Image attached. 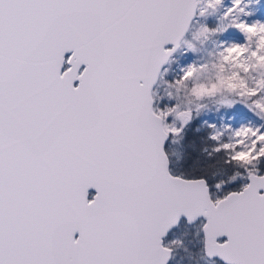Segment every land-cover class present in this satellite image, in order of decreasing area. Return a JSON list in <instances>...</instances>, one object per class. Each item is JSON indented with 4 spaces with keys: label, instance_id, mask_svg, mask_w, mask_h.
Here are the masks:
<instances>
[{
    "label": "snow or ice",
    "instance_id": "6c2138e0",
    "mask_svg": "<svg viewBox=\"0 0 264 264\" xmlns=\"http://www.w3.org/2000/svg\"><path fill=\"white\" fill-rule=\"evenodd\" d=\"M200 2L0 0V264H168L162 238L181 217L206 219L208 257L264 264V132L211 136L248 179L213 200L205 179L169 170L165 141L191 112L152 106ZM222 2L207 0L199 14ZM247 8L232 0L224 13L246 42L224 47L217 81L191 91L259 96L252 104L264 112V23L242 20ZM225 65L235 71L224 75ZM203 67L189 66L178 90ZM252 72L261 78L249 86Z\"/></svg>",
    "mask_w": 264,
    "mask_h": 264
},
{
    "label": "rangeland",
    "instance_id": "374dc122",
    "mask_svg": "<svg viewBox=\"0 0 264 264\" xmlns=\"http://www.w3.org/2000/svg\"><path fill=\"white\" fill-rule=\"evenodd\" d=\"M245 2L248 4L246 11H248L250 15L243 16L241 19L248 23L256 21L264 23V0H245ZM206 4L207 0H201L197 15L192 22L193 25L196 21L194 33L193 29L191 31L193 35H189L192 27L191 25L188 34L181 42V46L174 55L171 56L161 72L160 79L153 91V96L155 94L156 97H158L157 101L154 98L156 111H166L176 105H179V110L181 111H189L190 105L193 104L192 99L197 98L195 95L191 94L192 88L199 84L210 86L217 81L219 65L221 63L219 53L223 51V48L233 43L244 44L246 42L244 34L234 27H229V20L224 19L226 9L232 6V0H223L222 4L217 6L215 10L208 9L211 11L210 14L202 18L199 12L201 9L206 8ZM203 27L209 29L208 34H200ZM193 65L197 66V68L201 66L204 67L192 79L186 81L185 86L179 89L190 94L188 99H185L187 95L179 98L177 92H173L170 97L161 101L166 94L168 96L169 93L167 90L175 91L173 86L176 81L184 75V72L189 66ZM225 68L226 71L224 75H228L231 71H235V69H230L228 65H225ZM241 74L243 75V73ZM249 77V86H253V78H261L260 74L257 72L250 73ZM223 89V94L215 105H208L202 109L199 114L198 128L209 129L210 138L214 134L221 133V143L232 142L233 133L241 127L259 128L264 132V112L256 110L253 108L254 106L250 107L249 105L252 101L244 102V97H241L237 92L230 91L227 88ZM164 91L165 94H163ZM258 97L259 96L253 97L252 99L256 100ZM186 107H188V109L185 110L184 108ZM251 109H254L255 112ZM166 123L170 125L175 123L177 127L181 126V121L176 120L174 116H169ZM171 137L172 136H169L167 141L170 148L173 147ZM215 142V147H217L220 142ZM261 162L262 161L257 162L258 168ZM239 168L242 172V174L240 173V179L243 184L246 182L247 172L245 169ZM231 177L232 176H228L229 180H231ZM218 183L220 182L213 184V186L216 187ZM203 223V219L199 223L193 225H189L184 221L178 228L173 229L169 236L164 238V244L173 248L172 245L175 243L176 247L173 249L184 248L189 251L194 245L204 246ZM177 255V253H173L172 261H170L169 264H182V260L176 258Z\"/></svg>",
    "mask_w": 264,
    "mask_h": 264
},
{
    "label": "trees",
    "instance_id": "16d2710c",
    "mask_svg": "<svg viewBox=\"0 0 264 264\" xmlns=\"http://www.w3.org/2000/svg\"><path fill=\"white\" fill-rule=\"evenodd\" d=\"M210 12L211 11L207 9L205 14L201 15L202 18L209 15ZM195 24L196 21L193 23L189 35L192 34V29L194 33ZM223 91L224 89L222 88L212 96L192 99L193 104L190 105L189 108L192 119L183 127L180 136L171 137L173 147L170 148L169 144L166 145L167 152L171 158V170L176 174L186 177H205L211 184L212 194L215 198L225 195L230 190L238 189L242 185L240 179L242 172L240 168L234 163L228 162V154L226 152L221 151L217 153L214 151L216 142L210 138L209 129L198 128L199 114L202 109L208 105H215L222 96ZM167 92L173 94V92L176 91L167 90ZM163 94H165V91ZM169 94L168 96L166 94L161 101L170 97L171 95ZM177 95L179 98L187 95L185 96V99H188L190 94L178 90ZM154 98L156 101L158 100V97H156L155 94ZM184 109L186 110L188 107ZM251 110L255 112L254 109ZM259 168H263L264 170V161L260 163ZM228 176H236L237 180H232L231 178V180H229ZM221 181L224 183L220 188L213 186V184ZM172 246L173 248L176 247L175 243ZM175 253L178 254L176 258L182 260V264H224L221 260L208 258L205 254L203 245H194L191 247L190 251L188 249L185 250L184 248L174 249V254Z\"/></svg>",
    "mask_w": 264,
    "mask_h": 264
},
{
    "label": "water",
    "instance_id": "95a60500",
    "mask_svg": "<svg viewBox=\"0 0 264 264\" xmlns=\"http://www.w3.org/2000/svg\"><path fill=\"white\" fill-rule=\"evenodd\" d=\"M198 6H199V5H198ZM197 10H198V7H197ZM196 15H197V12H196ZM196 15H194L193 19L191 20L190 25H189V28H188V30L186 31V33L184 34V37L188 34V32H189V30H190V27H191V25H192V22H193V20L195 19ZM184 37H183V38H184ZM183 38H182V40H183ZM182 40H181V42H182ZM181 42H180V46H181ZM180 46H179V47H180ZM165 47H166V48H171L172 45L169 44V45H166ZM178 49H179V48H177V49L175 50V52H176ZM175 52H173L172 55H174ZM172 55H171V56H172ZM171 56L169 57L168 61L170 60ZM166 64H167V63H166ZM166 64H164V65L162 66V68H161V70H160V74H159V76H158L156 82L153 84L152 89H151V92H152V98H153V105H152V106H153L154 111H156V110H155V108H154V96H153V91H154V89H155V87H156V85H157V83H158V81H159V79H160L161 72H162V70H163V68L165 67ZM65 67H67V65H65ZM76 83L78 84V82H76ZM168 139H169V138H168ZM168 139L165 141V144H164V150H165L166 154L168 155V159H169V170H170V172H171L173 175L181 176V177H183V178H185V179H199V178H203V179H205V180L207 181V179H206L205 177H185V176H182V175H179V174H174V173L171 171V169H170V157H169V154H168V152H167V150H166V145H167V141H168ZM261 175H264V173L261 174ZM207 184H208V181H207ZM208 186H209V191H210L211 198L214 200V198L212 197V194H211V188H210V185L208 184ZM233 191H238V190H232V191H229V192H233ZM229 192H228V193H229ZM228 193H227V194H228ZM94 195H95V189H90V190H89V199H91L92 196H94ZM224 196H225V195H224ZM224 196L220 197L219 199H222ZM200 218H204V217H199V218H197L195 221L189 223L186 217H181L179 223H178L176 226H174L173 228H171V229L168 231V233H169L170 231H172L174 228L178 227L182 220H185V221H186L187 223H189V224H194V223H195L198 219H200ZM205 223H206V219L204 218V223H203V225H204ZM203 225H202V231H203ZM168 233L162 238V243H163V245H164L165 247H169V248H171V249H172V253H173V248L170 247V246H168V245H166V244H164V238L168 235ZM203 236H204V232H203ZM220 239H221V241H222V240L226 239V237H224V238H220ZM204 240H205V237H204ZM204 249H205V245H204ZM172 253H171V256H172ZM205 254H206V252H205ZM206 256H207V255H206ZM207 257H208V256H207ZM208 258H210V257H208ZM211 258H218V259H220L219 257H211ZM170 260H171V257H170V259H169V261H168V264H169ZM220 260H221V259H220ZM221 261H222V260H221ZM222 262L224 263V261H222Z\"/></svg>",
    "mask_w": 264,
    "mask_h": 264
},
{
    "label": "flooded vegetation",
    "instance_id": "af4514ba",
    "mask_svg": "<svg viewBox=\"0 0 264 264\" xmlns=\"http://www.w3.org/2000/svg\"><path fill=\"white\" fill-rule=\"evenodd\" d=\"M167 150V149H166ZM170 157V156H169ZM170 169H171V160H170ZM172 171V170H171ZM173 172V171H172ZM174 173V172H173ZM264 173V170H263V168H259V174H263ZM174 174H176V173H174ZM180 175V174H179ZM183 176V175H182ZM186 177V176H185ZM208 181V180H207ZM246 183H248V179H247V176H246V182L245 183H243L242 185H241V187L244 185V184H246ZM208 184L210 185V188H211V184L208 182ZM240 187V188H241ZM240 188H238V189H233V190H240ZM230 191H232V190H230ZM228 193V192H227ZM226 193V194H227ZM211 194H212V188H211ZM225 194V195H226ZM224 196V195H223ZM212 197L214 198V200H216V199H219L220 197H222V196H220V197H214L213 196V194H212ZM204 220V218H200V219H198L194 224H196V223H199L201 220ZM185 220H182L181 221V223H183ZM186 222V221H185ZM181 223L179 224V226L181 225ZM187 223V222H186ZM187 224H189V223H187ZM190 225V224H189ZM193 225V224H192ZM178 226V227H179ZM178 227H176V228H178ZM175 229V228H174ZM171 232V231H170ZM170 232L168 233V235L167 236H169L170 235ZM166 236V237H167ZM173 253H174V249H173ZM173 253H172V256H173ZM172 256H171V260L170 261H172ZM210 259H214V260H216V259H218V258H210ZM218 260H220V259H218Z\"/></svg>",
    "mask_w": 264,
    "mask_h": 264
},
{
    "label": "clouds",
    "instance_id": "9594fccd",
    "mask_svg": "<svg viewBox=\"0 0 264 264\" xmlns=\"http://www.w3.org/2000/svg\"><path fill=\"white\" fill-rule=\"evenodd\" d=\"M173 87L175 88V91L177 92V91H178V87H177L176 85H174ZM182 87H183V86H180L179 89L182 88ZM252 98H253V97H252ZM252 98L244 97L243 101H244V102H248V101H252V102H253V99H252ZM257 99H259V97H258ZM249 106H250V107H253V104L251 103ZM254 108H255V107H254ZM255 109H256V108H255ZM256 110H258V109H256Z\"/></svg>",
    "mask_w": 264,
    "mask_h": 264
}]
</instances>
